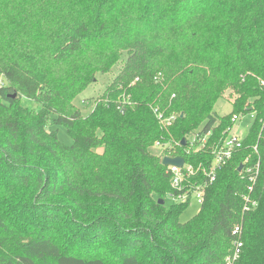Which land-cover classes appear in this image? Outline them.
I'll list each match as a JSON object with an SVG mask.
<instances>
[{"label": "trees", "instance_id": "obj_1", "mask_svg": "<svg viewBox=\"0 0 264 264\" xmlns=\"http://www.w3.org/2000/svg\"><path fill=\"white\" fill-rule=\"evenodd\" d=\"M123 58L84 116L74 100ZM1 81L0 189L23 212L0 206V264H225L236 225L237 264H264V0H0ZM236 114L254 117L243 148L181 223L189 203L166 204L163 159L184 158L201 186Z\"/></svg>", "mask_w": 264, "mask_h": 264}, {"label": "built area", "instance_id": "obj_2", "mask_svg": "<svg viewBox=\"0 0 264 264\" xmlns=\"http://www.w3.org/2000/svg\"><path fill=\"white\" fill-rule=\"evenodd\" d=\"M159 119H163L162 115H159ZM239 117L234 116L233 122L236 123ZM233 129V128H232ZM232 130H229V134L227 135L224 143L221 146L213 145V153H212V161L210 162V170L204 171L207 175L204 178L203 184L201 186H192L190 183L192 182V177L195 175V169L189 163L184 160L183 167L177 166H168L166 167V173L170 180L171 193L168 194L167 199L171 203H181L189 205L195 200L197 204L200 206L203 205L206 189L210 187L216 180L218 172L223 169L228 163L233 159L235 154L243 148V141H240L237 137L230 136ZM199 135H195L190 140V147L188 149L195 148V141ZM211 135L208 134L207 137L200 139V148L204 149L207 144V140ZM198 151V150H197ZM257 151V148H255ZM172 158L181 157V156H170ZM184 159V158H183ZM244 168V167H243ZM249 173L252 172V169L247 170ZM256 176L254 174L251 175L250 181L255 182ZM251 193L242 197L243 205L242 209L244 213H248L257 208L258 202L253 198V187L249 188ZM233 234L235 235V240L233 241V249L231 253L226 257L225 264H237L240 260L242 251L244 248V240H243V229L241 226L236 225L233 227Z\"/></svg>", "mask_w": 264, "mask_h": 264}, {"label": "rangeland", "instance_id": "obj_3", "mask_svg": "<svg viewBox=\"0 0 264 264\" xmlns=\"http://www.w3.org/2000/svg\"><path fill=\"white\" fill-rule=\"evenodd\" d=\"M11 21V19H10ZM12 22V21H11ZM126 58H123L121 61L118 62L109 73L106 74H97L94 78V82H91L86 90H84L81 94L77 96V98L74 100V104L81 110V113L84 116H89L92 111L94 104L97 100L105 99L106 92L112 83L113 79L118 75L119 70L122 67V63L125 61ZM4 82V80H3ZM2 84V81L0 82V86ZM12 94V93H11ZM235 96L231 94V91H226L224 93L223 98H221L215 105V112L222 117L229 116L233 113V105ZM22 106L27 107L29 109L38 110L40 105L32 100H28L26 98H22V100L18 101ZM2 105H7L6 102L1 101ZM239 115L238 121L235 123L230 136L237 137L240 141H245L247 138V135L250 131L251 125L253 123L254 117L251 114H236ZM235 116V115H234ZM233 116V117H234ZM232 117V120H233ZM52 130H55L57 132V136L59 140L64 143L65 145L71 146L73 144V140L71 137L67 134L66 130L62 126H53L51 127ZM229 130V129H228ZM101 151V149L97 150ZM156 153L159 152V150H154ZM4 190L0 189V206H6L11 211L12 216L14 215H20L22 214L21 205L17 203L10 202L9 197H7V194L4 195ZM170 201L166 200V204L169 205ZM200 210V206L197 204V202L194 200L186 209V211L183 213V215L180 218L181 223H186L189 220H191L194 216L197 215V213ZM25 229V228H24ZM2 236V231L0 230V237ZM4 239L7 240V244H5V252H10L11 254L15 251H18V247L14 245L12 236H6ZM228 256V255H227ZM226 256V257H227ZM104 257L108 261V264H114L115 259L111 257L109 254L104 253ZM226 259V258H225Z\"/></svg>", "mask_w": 264, "mask_h": 264}, {"label": "water", "instance_id": "obj_4", "mask_svg": "<svg viewBox=\"0 0 264 264\" xmlns=\"http://www.w3.org/2000/svg\"><path fill=\"white\" fill-rule=\"evenodd\" d=\"M16 94H13L11 97L12 98H16ZM183 145H186V142L185 140L182 141ZM162 165L164 167H168V166H177V167H183L184 165V159L182 157H175V158H172V157H165L162 161ZM243 169V165H241L238 169V171L240 172L241 170ZM159 203L161 205H164L165 204V200L161 199L159 201Z\"/></svg>", "mask_w": 264, "mask_h": 264}]
</instances>
